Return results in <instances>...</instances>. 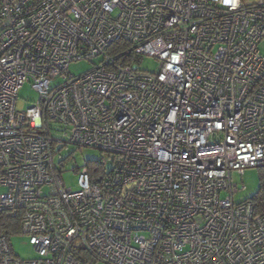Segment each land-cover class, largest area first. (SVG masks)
Wrapping results in <instances>:
<instances>
[{"label": "built area", "instance_id": "built-area-1", "mask_svg": "<svg viewBox=\"0 0 264 264\" xmlns=\"http://www.w3.org/2000/svg\"><path fill=\"white\" fill-rule=\"evenodd\" d=\"M263 41L264 0H0V264H264ZM58 143L108 160L66 189Z\"/></svg>", "mask_w": 264, "mask_h": 264}, {"label": "rangeland", "instance_id": "rangeland-1", "mask_svg": "<svg viewBox=\"0 0 264 264\" xmlns=\"http://www.w3.org/2000/svg\"><path fill=\"white\" fill-rule=\"evenodd\" d=\"M261 54L264 56V41L259 45ZM143 70L156 71L158 63L152 58L145 57L139 64ZM93 65L82 61L70 65V72L80 75L90 70ZM38 99V94L31 84H24L18 92L17 109L25 111ZM53 159L58 171H61V178L66 189H78L79 169L84 168L87 163L94 164L102 160H108L107 155L90 148H79L71 144H54ZM260 168H249L243 175L234 174L233 179L239 186L240 191L235 195V203H242L251 200L259 190V178L262 173ZM245 187V189H242ZM12 252L22 260L37 258L35 250L30 243V238L24 234H15L10 238Z\"/></svg>", "mask_w": 264, "mask_h": 264}, {"label": "trees", "instance_id": "trees-1", "mask_svg": "<svg viewBox=\"0 0 264 264\" xmlns=\"http://www.w3.org/2000/svg\"><path fill=\"white\" fill-rule=\"evenodd\" d=\"M262 169V173L259 178V190L257 194L251 199L253 202L254 206V211L255 213H261L264 212V167H259ZM6 233L9 235L11 238L12 235L18 234V229H19V222L18 220H10L7 222V224L4 225ZM81 259L88 264H96L91 257H89L85 253H81L79 255Z\"/></svg>", "mask_w": 264, "mask_h": 264}]
</instances>
